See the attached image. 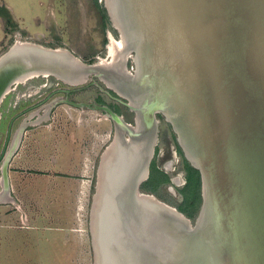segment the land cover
I'll return each instance as SVG.
<instances>
[{
    "label": "water",
    "instance_id": "95a60500",
    "mask_svg": "<svg viewBox=\"0 0 264 264\" xmlns=\"http://www.w3.org/2000/svg\"><path fill=\"white\" fill-rule=\"evenodd\" d=\"M104 8L122 42L112 41V57L106 50L85 63L67 49L15 42L0 56V101L30 74L69 86L96 77L134 113L131 123L106 105L60 100L101 110L114 132L90 210L94 264H264V0H105ZM156 113L199 171L193 223L140 188ZM15 132L10 125L0 168Z\"/></svg>",
    "mask_w": 264,
    "mask_h": 264
},
{
    "label": "rangeland",
    "instance_id": "374dc122",
    "mask_svg": "<svg viewBox=\"0 0 264 264\" xmlns=\"http://www.w3.org/2000/svg\"><path fill=\"white\" fill-rule=\"evenodd\" d=\"M5 1L13 6L14 11H19L22 14L25 19V24H23L25 27L22 26V29L18 25L13 27L0 17V56L18 38L46 47L65 48L83 62L90 63L96 61L97 55L105 57L108 30L111 31L114 38L119 39L118 32L111 26L106 12V19L104 18L102 12L104 2L102 0ZM1 2L2 0H0V4H2ZM132 66L134 63L132 59H129L127 68L130 69ZM10 87L9 93L4 96L0 104V153L6 143L10 125L12 132H15L23 121L27 120L26 127H28L34 124L36 119H39L37 122L39 124L52 116L56 118L72 117L74 121L79 119V121L85 122L87 168L85 176L80 179L86 180L88 186L84 203L80 204L82 228L86 233V247L82 253L81 262L82 264H94L90 234V210L96 191L100 156L105 146L112 141L114 132L111 120L106 118L101 110L74 107L60 100L68 98L77 103L106 105L129 122H132L134 113L96 77L82 85L69 86L53 76H40L21 84H13ZM57 109L59 114L56 112ZM69 111L71 114L68 113ZM155 118L157 119V142L149 163V171L151 166L155 165L167 176L168 180L156 188V193L161 197V200L175 206L182 200L180 190L185 184L184 156L171 125L165 121L161 113H156ZM89 130L91 132L88 134ZM169 162H171L170 166L166 165ZM172 179H175L176 183ZM194 219H191L192 223Z\"/></svg>",
    "mask_w": 264,
    "mask_h": 264
},
{
    "label": "crops",
    "instance_id": "0c3cea01",
    "mask_svg": "<svg viewBox=\"0 0 264 264\" xmlns=\"http://www.w3.org/2000/svg\"><path fill=\"white\" fill-rule=\"evenodd\" d=\"M4 1L0 5L22 29V14ZM38 121L26 127L8 160L6 186L0 173V264H82L85 122L55 116Z\"/></svg>",
    "mask_w": 264,
    "mask_h": 264
},
{
    "label": "trees",
    "instance_id": "16d2710c",
    "mask_svg": "<svg viewBox=\"0 0 264 264\" xmlns=\"http://www.w3.org/2000/svg\"><path fill=\"white\" fill-rule=\"evenodd\" d=\"M104 18L106 19V10L102 9ZM0 17L5 20V23L11 24L16 27L13 18L7 8L0 5ZM91 63V62H90ZM113 95H116L113 93ZM117 112V111H116ZM118 114V112H117ZM180 150V149H179ZM183 170L185 172V184L181 188V202L175 207L178 211L183 213L189 219H194L196 213L198 212L199 205L201 203V180L199 171L193 168L189 162L183 158ZM167 176L160 170H158L155 165L151 166L149 171L148 179L142 183L141 190L149 193H153L155 196L161 199V197L156 193V188L163 182L167 181Z\"/></svg>",
    "mask_w": 264,
    "mask_h": 264
},
{
    "label": "bare ground",
    "instance_id": "6f19581e",
    "mask_svg": "<svg viewBox=\"0 0 264 264\" xmlns=\"http://www.w3.org/2000/svg\"><path fill=\"white\" fill-rule=\"evenodd\" d=\"M102 2L105 3V0H102ZM107 33H108V32H107ZM108 40H109V43H108V46L106 47V50H107V53L112 57V55H113V50H114V46H113L112 41H114V43L116 44L117 47H122V42H121L119 39L114 38V36H112L111 34H108ZM14 42H15V44H21V43H32V44H35V45H38V46L44 48V46H41V44H37V43H34V42H29V41H22V40H20V39H18V38H16ZM56 48H57V47H56ZM57 50H65V48H61V47H59V48H57ZM65 51H66V50H65ZM66 52H67V51H66ZM110 56H109V57H110ZM109 57L106 58L105 61H107V59H109ZM96 59H97V58H96ZM40 76L48 77V76H53V75H51L50 73H37V74H30V75H27V76H25V77H23V78H21V79H18V80H16V81L12 82V83L7 87V89L3 92V95L1 96V101H2V99L4 98V96H5L6 94L9 93L10 88H11L10 86H12L13 84H21V83H24V82L28 81L29 79L36 78V77H40ZM53 77L58 78V77H56V76H53ZM58 79L61 80L60 78H58ZM61 81H62V80H61ZM62 82H63V81H62ZM65 83H66V82H65ZM84 83H85V82H82V84H84ZM66 84H68V83H66ZM80 84H81V83H80ZM68 85H72V84H68ZM63 100H64V99H63ZM1 101H0V103H1ZM25 122H27V120L24 121V122H22V123L20 124V126L17 128V130H16V132H15L14 143H13V145H12V147H11V150H10V154H9L8 157L6 158L5 162L3 163V167H2V169H1L3 180H4V176H5V170H6V167H7V165H8V160H9V158L11 157L13 151L16 149L17 145H18V144H17L18 141H19L18 139L20 138V135H21V132H22V128L25 126ZM170 163H171V162L166 163V165L169 164V166H170ZM166 165H165V166H166ZM171 167H172V166H171ZM167 168H168V167H167ZM174 183H176V180H175V179H174Z\"/></svg>",
    "mask_w": 264,
    "mask_h": 264
},
{
    "label": "flooded vegetation",
    "instance_id": "af4514ba",
    "mask_svg": "<svg viewBox=\"0 0 264 264\" xmlns=\"http://www.w3.org/2000/svg\"><path fill=\"white\" fill-rule=\"evenodd\" d=\"M42 77H43V76H42ZM2 101H3V99H2ZM2 101H1V102H2ZM0 104H1V103H0ZM119 115H121V114H119ZM23 122H24V121H23ZM132 122H133V119H132ZM132 122H131V123H132ZM18 127H19V126H18ZM18 127H17V128H18ZM155 145H156V144H155ZM154 148H155V147H154ZM2 167H3V165H2ZM1 169H2V168H0V172H2Z\"/></svg>",
    "mask_w": 264,
    "mask_h": 264
}]
</instances>
